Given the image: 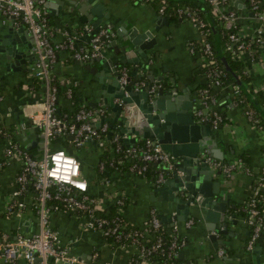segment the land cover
Returning a JSON list of instances; mask_svg holds the SVG:
<instances>
[{
	"label": "crops",
	"instance_id": "0c3cea01",
	"mask_svg": "<svg viewBox=\"0 0 264 264\" xmlns=\"http://www.w3.org/2000/svg\"><path fill=\"white\" fill-rule=\"evenodd\" d=\"M97 1L104 6L103 13H109V25H112L113 29H121L123 26L129 31L133 28L139 32L151 31L156 41L151 49L145 52L148 53L149 62L153 66L152 71L145 73L138 68L137 73L132 74L133 64L126 63L119 66L123 52L120 51L117 54L113 49H105L107 56L104 58V63L95 61L98 57L82 63L78 60L67 63L68 53L61 51L58 53L52 70L55 77L63 84L76 81L75 91L79 93V100L90 108L100 107L105 110L100 122L111 124L110 119H117L112 124V128H115L113 132L122 136L121 143L124 147L138 142L142 137L136 136L135 133L128 130L122 131L130 128L133 124L121 112L120 117L129 123L128 128H125L124 123L119 122L118 114L111 107H104V95L99 96L95 88L102 83L105 86L108 85L107 83L114 73L113 68L118 70L122 66L127 67L130 77L128 84L130 85L134 83L135 86L140 80H146L147 83L151 84L161 81L169 83V87L164 89L168 91L167 94L170 93L175 98L172 104L175 116L170 121L173 127L187 126V123L183 121L186 115L197 124H208L200 122L195 115L198 106L197 93L207 86L209 81L207 74L204 75L200 71L202 58L199 55L191 54L188 50L189 42L197 38V31L193 25L183 19L170 20L159 13L151 4L138 0H94V3ZM75 5L76 2L60 10L57 2L52 0L51 8L48 7L47 11L49 14L50 11L53 12L50 14L53 40L62 41L66 33L79 34L81 20H72L76 10ZM67 8L72 12H68ZM224 10L236 13L237 20L241 25L240 33L242 36L254 35V30L260 25V22L249 7V0H228ZM68 13L71 14V19ZM66 15L69 17L68 19H65ZM20 27L22 26L16 27L12 19L0 15V40L7 41L9 43L6 45L7 47L11 45L10 42L16 43L15 45L19 46L18 50L22 51L24 55L32 54L33 48L29 49L26 45L29 43L33 46L29 33L24 39L18 41H15L14 35L10 38L5 36L8 29ZM85 35L78 37L77 40L80 45L88 44V40L84 39ZM117 46H120L119 42ZM7 55L0 52V83L2 84L1 94L3 97L0 101V120L5 126H14L18 129L16 135L19 138V144H17L21 148L34 156H40L42 154L41 136L28 117V113L38 108V104L40 105L43 99L40 93H29L26 90L28 67L32 58L26 56L25 63L15 65L17 69L14 71H8L6 70L8 66ZM129 56L126 58H131ZM242 58L246 60V57L243 56ZM108 59L115 61L117 65H106ZM13 60L14 58L11 59V62ZM247 68L251 79L250 86L241 80L238 85L246 93L251 103H257L249 87H252L253 90L264 88V45L259 47L256 61L252 63L248 61ZM98 78H101V84L96 83ZM233 85V83H227L223 86L210 88V94L216 98L217 106L226 120L218 129H214L208 124L209 133L203 125V128L197 131L195 142H201L206 136H211L222 151L224 159L210 161L212 157L211 148H204L203 152L198 153V156L205 159L207 166L201 170H198L191 163L181 165L184 158L176 157L180 174L170 175L166 177L163 184L155 186L149 179L130 172V166L127 170L121 167L117 168L107 177H101L97 167L103 147L95 140L83 144L80 146L82 150L76 151L81 165V174L89 183L91 193L101 200L103 210H106L110 203L122 196L127 201V204L122 208V216L133 227H142L152 209H156L162 217L167 219H170L171 216L174 217L179 225L180 233L187 239V245L180 253L181 259L185 260L187 264L194 261L197 264H264V234L250 249L247 248L251 230L242 215L232 212L233 207L240 206L250 197L254 186L255 172L264 165L262 138L244 115L243 106L237 102L233 93ZM110 94L112 92L106 93V95ZM83 98H87V102ZM139 100L142 102V98ZM88 103H97V106L94 107ZM114 103H118V100H114ZM64 105L68 107L69 103H64ZM135 106L139 110V107ZM186 134L187 137L191 136L188 130H186ZM71 147L75 146L64 140H56L52 143V148L55 149L67 150ZM243 151L246 152L250 172L235 171L228 177L216 167L218 162L235 160L236 154ZM129 161L133 162L131 159ZM19 168L20 165L17 161L10 162L0 168V237L4 235L9 239H14L18 235H28L37 230L36 214L32 208V193H27L23 197L25 204L23 211L15 214L6 212L9 197L16 188L15 177ZM183 171H187L189 180L180 179L186 175ZM194 178H199L201 182L208 185L206 191L211 207L207 209L217 212L216 207L214 209V206H217L216 203H226L224 214L226 227H223L220 221H213L215 228L222 226L220 229H224L226 232L217 234L214 240L207 237L209 233L206 229L208 221L203 219L201 208L192 203L188 204V195L191 194V191L185 185H193ZM167 181L169 184L166 189L165 182ZM162 188H165L163 192L160 191ZM197 195L199 200L203 199L201 194ZM228 196L227 200L226 197ZM180 199L183 200L182 203L176 201ZM188 218H192L194 222L191 227L185 229L183 224ZM49 221L51 228L58 233L61 245L68 246L70 253L82 261L91 264L133 263L132 256L135 253V248L125 249L109 243L100 232L86 228L85 217L77 212L51 211ZM210 224L212 225V223ZM220 249L223 250L222 255L218 254ZM0 264H5L1 255ZM10 264H38V261L29 263L24 257H18Z\"/></svg>",
	"mask_w": 264,
	"mask_h": 264
},
{
	"label": "built area",
	"instance_id": "2783aa9c",
	"mask_svg": "<svg viewBox=\"0 0 264 264\" xmlns=\"http://www.w3.org/2000/svg\"><path fill=\"white\" fill-rule=\"evenodd\" d=\"M206 3L211 6L213 18L219 25L228 30L226 50L237 58L246 57L247 66L248 61L251 63L256 61L259 47L264 45V10L260 9V0H249V7L260 22L252 36H242L240 29L231 31V29L237 28L238 16L233 11L224 10L228 0H206ZM45 4L46 0H0V15L12 19L16 27L22 26L32 38L34 57L28 67V77L39 80L40 88L34 91L27 85L26 90L29 93H40L43 97L38 108L28 113L32 125L40 133L42 154L40 156L32 155L13 142L10 137H6L5 132V144L1 146L0 153V168L13 161H17L20 165L19 172L15 177L16 188L9 197L6 212L15 214L23 211L25 207L23 197L27 193H32V208L36 214L37 230L28 235H18L14 239L2 235L0 237V255L5 264L13 263L18 257H24L29 263L37 260L38 264H91L72 255L68 246L61 245L58 233L50 226L49 215L51 211H75L85 217L86 228L100 232L103 237L115 235L119 239L120 235H117V231L123 225L115 224L107 228L106 226L110 223L106 219L96 218L94 211L103 210L101 200L89 193V185L81 174L78 158L68 154L63 148H52L54 139L72 136V139L67 140V142L75 147H80L93 140L97 141L101 147H105L110 142L114 146V153L119 154V157L123 156L133 161L130 165V172L136 175H142L148 164L159 163L163 170L158 172L154 181L157 186L163 184L167 175L180 174V170L177 168L176 158L156 140L141 138L138 142L124 147L121 143L122 136L113 132L115 128H112L107 122H100L105 112L103 108H90L81 103L77 106L78 109L70 122L56 115L59 96L58 88L53 83L55 75L52 70L58 53L69 51L74 60L87 62L102 56L105 43L102 37L106 38L109 34L107 30L101 29L93 34L88 44L77 45L79 36L92 31L91 26H86L77 35L66 33L62 41H55L51 26L48 25V11ZM165 7L166 4L162 5L158 12L163 14ZM176 12L180 19L188 21L196 29V39L202 44L199 48V55L204 62L208 63V58H212L214 55L213 45L205 38L208 30H205L206 23L199 10L183 4L177 8ZM188 50L191 54L193 53L192 41L189 42ZM118 71L119 84L121 86L128 84V68L122 66ZM246 72L248 73L247 67ZM208 75L211 78L210 83L197 93L198 106L195 115L200 122L208 123L214 129H218L223 125L224 117L217 106L216 98L210 94V88L225 85L221 79L224 73L220 70H211ZM63 85H66L65 97L70 99L72 92L77 87V82L73 80L68 83L65 82ZM147 85L145 80H140L136 83L135 90ZM160 87V83H153L147 87V92L149 95H153ZM233 93L235 96L240 94V88L237 85H233ZM2 99L0 83V101ZM118 103H120L119 100ZM242 110L253 129L261 136L264 154V125L256 117L252 108L244 106ZM4 126L0 120V134L3 133L1 129ZM17 130L15 128V134ZM117 163H120V159ZM216 167L228 177L235 171L250 172V169L245 167L240 159L218 162ZM99 169H103V164H100ZM255 175V182L250 195L251 206L245 215V221L251 230L247 243L249 249L264 234V208L259 210L257 206L260 190L264 191V165L261 170L255 172ZM52 198L62 202L63 208L50 205L49 201ZM124 200V197L120 196L115 202L123 207L125 205ZM122 207L119 208L120 213H122ZM148 217L149 219L145 221L143 226L149 222L153 229H157L160 226V220L156 209H152ZM170 219L172 240L169 245L171 252L168 255L176 256L177 249L185 248L187 241L186 237L180 233L179 225L174 217L171 216ZM193 222L192 218H188L183 224L184 228L188 229ZM145 235L144 231H134L126 235L133 238L130 245L123 243L117 245L125 249L135 248L137 256L132 264H149L145 259V254L156 251L160 245V240L149 248L138 245L136 239H142ZM105 240L107 239L105 238ZM218 254L222 255L223 250L220 249Z\"/></svg>",
	"mask_w": 264,
	"mask_h": 264
},
{
	"label": "water",
	"instance_id": "95a60500",
	"mask_svg": "<svg viewBox=\"0 0 264 264\" xmlns=\"http://www.w3.org/2000/svg\"><path fill=\"white\" fill-rule=\"evenodd\" d=\"M55 2H57V4L60 6V10H63L64 8L68 7L69 4H75L76 2V5L74 6L76 10L74 11L72 20H81L80 29H83L86 26L92 27V31H90L89 33H85L86 35L84 36V39L89 41L92 35L97 33L101 29L108 31L109 36L106 38L102 37V39L105 41L104 48L102 50V56L98 57L95 61L104 63V58L107 56V52L105 49H113L117 54L120 51L123 52V56L120 59L119 66L125 65L126 63L133 64L132 74L137 73L139 69L141 71H145V73L152 71L153 66L149 62L148 53L145 52L146 50L151 49L156 41L151 31L146 30L139 32L136 28H133L129 31L123 26L121 27V29H113V26L109 25V13H103L104 6L98 1L94 3V0H83L82 2L80 0H60L59 2L55 0ZM51 4L52 0H48L45 4V7L51 8ZM202 8L205 11L208 20H210L211 17L206 6L203 5ZM67 9L68 12H72L69 8ZM50 14H53V12L50 11ZM68 15H70L71 19V14L68 13ZM68 18L69 17H67L66 15L65 19ZM13 35L15 41H18L20 39H24L25 36H28L29 34L23 27H20L18 29H8V33L5 36L7 38H10ZM0 42V52L8 54L6 57L8 61L6 70H16L17 68H15V65L25 63L26 56H30V58H32L33 60V54L24 55L22 51L18 50L19 46H16V43L10 42L11 45L7 47L6 45H9L7 41L0 40ZM118 42L120 44L119 47L117 46ZM26 45H28L27 47L29 49L33 48V46L29 45V43H26ZM128 55H130L129 57L131 58H126ZM12 58H14L13 62H11ZM107 64L114 66L117 65V63L111 59H108L106 61V65ZM113 72V76L110 81H108L107 86L102 83V85H100L99 87L95 86V88L99 96L104 95V107H111L112 110H114L118 114L119 122H123L126 126L125 128H128L129 123L128 121H124V118L120 117L121 112L123 113L124 117H127L130 120V123L133 124L130 126V128L123 129V132L128 130L132 133H135L136 136L138 135L142 138H151L153 140H156L166 151L170 152L175 158L183 157L184 159L182 158L183 161L181 165H189L191 163L192 165H195L198 170H201V168L207 166L204 161L205 159H202L198 156V153L203 152L204 148H211L212 157L210 158V161H213L214 159H224L222 151L217 147L216 141L213 140L211 136H206V138L201 142H195L197 131L202 129L203 125L207 130V133L210 132V127L208 124H197L193 121V119L187 117L186 115V117L184 116L183 121L187 123V126L176 128L171 125L170 121L175 116L173 113L172 105L173 101H175V98L170 93L167 94L168 91H166L163 87L158 88L157 92L153 95H149V93L147 92V87H150L151 83H147L148 85L146 87L140 88L139 90L135 91L134 83L131 85L126 84L121 86L118 81L119 71L113 68ZM150 81L152 82V79H150ZM97 82L100 83L101 78H98V80H96V83ZM111 92L112 94L106 95V93ZM141 98L142 102L139 100ZM83 100L87 102V98H83ZM114 100H119L120 103H114ZM88 104L94 107L97 106V103ZM135 105L139 107V110ZM116 120V118L109 120L111 123V127H113L112 124H114ZM186 130L190 132V137H187ZM68 138L72 139V136H69ZM81 150L82 147L78 148V151ZM183 172L186 175L185 177H181L180 179H183L185 181L189 180L187 171ZM175 174L176 173H174L173 175L175 176ZM168 184L169 181L165 182L166 189ZM185 186L188 190L191 191V194L188 195V204L192 203L194 206L200 207L203 219L208 221L206 229L209 233L207 237L211 240H214L216 239L217 234H224L226 231L224 229H220L222 226L219 228H215L213 221H220L223 227H226L224 216L226 212V203H216L217 206H214V209L216 207V209L218 210L217 212L207 209L211 207L206 191L208 185L205 182H201L199 178H194L193 185L186 184ZM165 188H162L160 191L163 192V189ZM180 189L183 190V188ZM197 194H201L203 196V199L199 200ZM228 198L229 196L226 197L227 200ZM176 201L182 203L183 200L180 199ZM209 222L212 223V225Z\"/></svg>",
	"mask_w": 264,
	"mask_h": 264
},
{
	"label": "trees",
	"instance_id": "16d2710c",
	"mask_svg": "<svg viewBox=\"0 0 264 264\" xmlns=\"http://www.w3.org/2000/svg\"><path fill=\"white\" fill-rule=\"evenodd\" d=\"M140 2H146L147 4H151L154 6L157 10L160 9V7L164 4H166V7L164 9L163 15H165L168 19L170 20H177L180 19L178 16L176 10L178 7L181 5H189L191 7L197 8L203 18V20L206 23L205 30H208V34L206 35V40L210 41L212 43L213 47V52L214 55L212 58H208L209 62L206 63L202 60L201 64V69L200 71L205 75L209 74L214 70H220L221 72L224 73V76L221 78L224 84L227 83H233L234 85H237L239 88L240 86L238 85V82L244 81L250 86V77L248 73L246 72V67L247 63L244 58H237L233 56L231 52L226 50V45L228 42V36L225 28H223L221 25L218 24V22L213 18L212 11H211V6H209L206 3V0H195V1H185V0H138ZM203 5L206 6L211 19L208 20L205 11L203 10ZM260 9L264 10V0H260ZM47 18H48V25L51 26V16L49 12H47ZM237 28L236 29H231V31H235L237 29H240L241 25L239 22H237ZM93 36V35H92ZM82 37V36H81ZM85 38V37H84ZM247 40V39H246ZM77 45H79V41H77ZM193 45V55H199V48L201 47V42L198 41L197 39L192 41ZM68 57H67V63H73L75 60L71 57V53L68 51ZM200 56V55H199ZM207 60V58H206ZM146 81V80H145ZM208 83H210L211 78L208 75ZM53 83L57 86L58 88V96L59 99L57 101V107H56V115L58 117L63 118L65 121L70 122L72 121L74 114L76 110L78 109V105L81 104L82 102L79 100V93H77L74 89L72 92L71 98L66 99L65 97V92H66V85H63V83L58 80L57 77L54 76ZM30 89L32 90H37L40 88V82L39 80L28 77L27 83H26ZM161 87L166 88L169 87V83H165L164 81L160 82ZM208 86V84H207ZM205 86V87H207ZM2 87V84H1ZM204 88V87H203ZM251 90V94L253 97H255L254 102H250V99L244 93L241 88H240V94L236 96L237 102L241 104V106L245 107H250L253 109L255 112L256 117L259 119V121L264 125V88L262 89H257L253 90L252 87H249ZM200 89V88H199ZM2 90V88H1ZM254 101V100H252ZM69 103V106L66 107L64 103ZM72 102V103H71ZM221 112V110H220ZM223 114V113H222ZM224 117V115H223ZM224 117V121H225ZM2 132L0 134V148L5 144V138L10 137V139L19 144V138L15 134V127L14 126H4L2 129ZM4 132L6 133V137L4 135ZM60 141V140H70L68 137H65L64 139H54V141ZM114 146L108 142L105 147L102 148L101 150V155H99V165L97 167L98 173L101 177H107L108 174L114 172L115 169H119L120 167L122 169H128L129 166L131 165V161L127 159L126 157L120 156L119 154L114 153L113 151ZM68 154L75 155L77 157V152L78 147H71L65 150ZM118 159H120V163H117ZM235 159H240L241 162L245 167H248V161L246 157V152H241L236 154ZM226 162V161H222ZM100 164H103V169L100 170L99 166ZM244 167V168H245ZM263 167L260 168V170ZM163 170L162 165L159 163H152L148 164L146 166V170L142 175H138L141 177H145L149 179L153 185L157 186L156 183H154L157 174L159 171ZM168 177V175L166 176ZM255 182V181H254ZM89 185V183H88ZM90 188V186H89ZM89 193L91 191L89 190ZM96 197L95 195H93ZM258 202L257 206L258 209L261 210L264 208V191L260 190V196L257 197ZM250 200L251 197H248L247 200L242 203L240 206H235L232 208V212L234 213H239L245 218V215L247 213V209H249L250 205ZM125 205L127 204L126 199L124 200ZM49 204L52 206L57 205L58 207H62V202H60L57 199L52 198L49 201ZM124 205V206H125ZM121 205L116 203L115 201L110 203L107 207L106 210H96L94 211V215L96 218L99 219H106L110 224L107 225V228H110L111 225L115 224H121L123 225L122 228L117 231V235H120V238L118 239L115 235H109L106 238L107 241L111 244L118 245L119 243L123 244H131L133 241L132 237H127L126 235L129 233H133L134 231H144L146 233L145 237L142 239L137 238L136 241L138 240V245L143 246L145 248H149L152 245H155L158 240H160V245L157 248L156 251H152L149 254H145V259L149 262V264H187L185 260L181 259L180 253L183 251L184 248L182 249H177V254L175 255H168L169 252H171V249L169 248L170 242L172 240V237L170 235V230H171V221L170 219H167L166 217H162L161 214L158 213V218L160 220V226L157 229H153L152 226L147 222L146 226L142 227H133L131 226L122 216V213H120L119 208ZM123 206V207H124ZM122 207V208H123ZM63 208V207H62ZM149 219V217L147 218ZM187 241V239H186ZM137 252L133 254L132 258L133 260L136 258ZM191 264H197L196 261L192 262Z\"/></svg>",
	"mask_w": 264,
	"mask_h": 264
}]
</instances>
